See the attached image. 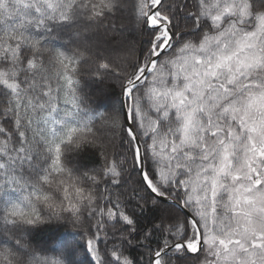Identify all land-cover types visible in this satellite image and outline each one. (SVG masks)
<instances>
[{"label": "snow or ice", "instance_id": "obj_1", "mask_svg": "<svg viewBox=\"0 0 264 264\" xmlns=\"http://www.w3.org/2000/svg\"><path fill=\"white\" fill-rule=\"evenodd\" d=\"M0 264H264V0H0Z\"/></svg>", "mask_w": 264, "mask_h": 264}, {"label": "trees", "instance_id": "obj_2", "mask_svg": "<svg viewBox=\"0 0 264 264\" xmlns=\"http://www.w3.org/2000/svg\"><path fill=\"white\" fill-rule=\"evenodd\" d=\"M123 39L126 41H132V42H137V43L141 39L139 34L137 33L136 29H135L134 24L132 23V21L130 19L125 22V32L123 34ZM118 96H119V89L116 88L114 91L113 99L118 98ZM156 214H158V213L155 210L146 214L142 220V224L144 222L152 219ZM62 231L63 230H61V229L47 230V231L40 234V236L38 237V240L40 242H49L52 237L59 236ZM64 235L69 236V235H71V232L70 231L64 232ZM143 252H144L143 248H137V249L133 250L134 255L141 254Z\"/></svg>", "mask_w": 264, "mask_h": 264}]
</instances>
